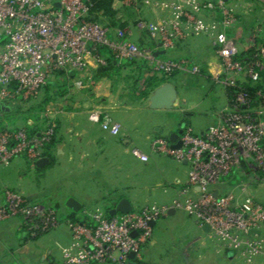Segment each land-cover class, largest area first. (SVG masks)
Here are the masks:
<instances>
[{"label":"built area","instance_id":"1","mask_svg":"<svg viewBox=\"0 0 264 264\" xmlns=\"http://www.w3.org/2000/svg\"><path fill=\"white\" fill-rule=\"evenodd\" d=\"M125 6L167 10L170 17L135 19L134 27L145 30L153 41L173 49L191 37L207 36L219 64L212 73L215 82L236 86L244 80L255 83L264 71L263 28L256 25L247 34L245 50L230 30L243 14L254 10L252 0H113L112 7ZM118 6V7H119ZM95 0H0V103L36 98L56 71L84 72L90 54L99 47L110 48L122 59H145L155 72L168 77L173 72L201 74L202 67L188 58L160 59L156 48L141 46L131 38L132 29L103 22ZM253 50L252 58H240ZM101 61H103L101 59ZM82 87L81 80L75 81ZM264 101V94L258 92ZM248 93H239L233 104L224 106L219 121L196 132L186 125L182 145L156 136L152 149L173 156L189 166L187 182L172 205L157 203L110 216L102 209H83V217L69 216L65 222L71 242L64 247L59 264H128L130 253L141 258V249L154 237V225L179 208L209 226V234L247 264L264 256V202L256 200L242 184V195L220 191L234 168H241L249 180H264V102L254 104ZM40 128L30 133L25 127H0V165L23 157L31 166L46 155L47 146L57 136L49 110ZM91 122L111 135L122 132V124L99 108L88 110ZM133 154L142 161L149 155L139 148ZM21 218L29 238H37L60 224L58 211L12 189H4L0 201V222Z\"/></svg>","mask_w":264,"mask_h":264},{"label":"crops","instance_id":"2","mask_svg":"<svg viewBox=\"0 0 264 264\" xmlns=\"http://www.w3.org/2000/svg\"><path fill=\"white\" fill-rule=\"evenodd\" d=\"M252 1L254 3V10L243 14L240 24L230 30V34L237 38L240 50H245L247 34L258 24L262 25V39L264 40V0ZM136 13L138 14L137 17L145 19H147V16H150V21L171 16L167 10H155L146 7H140ZM106 17L107 15H104L102 20H106ZM145 32L147 34L146 37L141 34L139 43L141 46L156 48L154 50L155 55L160 59L188 58L209 73H213L219 64L207 36L202 35L198 38H192L179 43L173 49H165L157 45L149 33ZM154 75L158 77L162 76L152 70L148 63L145 64L144 68H139L137 65L120 66L116 63H108L104 56L90 54L89 66L86 71H56L50 76H55L57 78L56 81H68L73 84H75L76 80H81L82 87L75 86L76 88H73L72 92L64 96L57 93L56 96H53L54 100H51L47 105V110H49L50 116L57 128L56 142L49 151L50 156L48 157L51 160L49 165L60 160L61 163L64 162L69 172L85 173V171H88V173H98L103 178L106 176V178H102L104 188L100 187L97 193L88 194L79 192L66 198L64 205L71 210L67 213V217L74 212L66 204L69 197H74L82 204L80 212H74V216L76 217H83L82 211L88 208L86 206L102 209L101 205L112 206L113 202H118L121 198H128L133 209H139L151 204H141L136 199L134 193L126 194L130 186L127 183H119L117 174L122 167L121 162L116 157L119 155L122 146H127L132 142L124 110L132 106L130 102L139 100L136 94L122 91L127 80L125 78L127 76H130V78L136 76L140 80L146 81ZM206 78L204 77L203 79ZM168 81L176 85L174 81ZM213 82L221 88L214 95L213 103L215 104L206 108L202 112V116L198 115L199 117L195 115V111L185 108L175 109L174 111H178L179 113L174 115L172 122L166 123V126H169V135L172 132L179 131L178 127L182 121H185L186 125L192 126L196 132H201L209 125L219 121L220 111L228 104V100L225 87L214 80ZM161 84L163 83L159 85ZM11 103L18 105L21 101L18 100ZM91 107H99L109 112L115 120L122 124L121 134L111 135L102 130L100 125L91 122L88 116V110ZM188 110V117L184 119L182 115ZM17 114L16 112L2 113L0 114V122L3 125L11 127H25V125L20 126L19 121L16 120L20 116ZM11 116L15 120H12ZM41 121V119L33 120L30 118L27 123L33 127L38 126L37 128L39 129L42 124ZM169 135H166L163 128L158 126L152 138L167 136L169 140ZM47 166L39 167V169ZM33 167L37 168L38 166L35 165ZM189 169L190 166L186 162H182L181 166H178L177 175H175L174 180L170 183L171 194L164 197L160 205H172L179 189L187 182ZM263 181H250L249 175L245 171L241 168H234L229 176L217 187L220 191H231L242 195L244 193L241 188L243 183L248 182L246 191L251 193L255 188L253 186L259 185ZM7 187L11 188L7 185L2 188L0 187V201L4 200V189ZM49 206L54 207L52 205ZM55 209L57 210V208ZM104 211L108 213V207ZM158 222L161 226L164 224V226H170L171 240L161 239L156 234L152 241L142 250L141 258H135L134 261L137 264H241V260L243 264H247L236 252L225 248L221 242L212 238L209 234V228L200 224L199 219L195 215H189L179 208H170L168 215L154 224V229ZM67 235L69 239L61 247L60 258L54 256L52 249H48L47 254L42 253L40 260H37L38 248L31 249L30 244L33 241H38L41 235L38 236L39 238L31 240L22 227L21 218L19 217H11L1 221L0 264H59L62 260L64 247L71 242L69 228L67 229ZM255 264H264V256H259Z\"/></svg>","mask_w":264,"mask_h":264},{"label":"rangeland","instance_id":"3","mask_svg":"<svg viewBox=\"0 0 264 264\" xmlns=\"http://www.w3.org/2000/svg\"><path fill=\"white\" fill-rule=\"evenodd\" d=\"M118 6L117 4V9L113 8L116 14L114 16H107L106 20L110 24L119 25L123 28L129 26L133 31L131 34L132 39L139 44L140 35L142 34L146 37L147 34L145 30H137L134 27L138 14L129 7ZM150 18V16H147V20ZM106 20H103V22L106 23ZM198 37H191L190 39ZM205 72V74L201 75L188 72H180L177 74V80H174V83H176L178 88L179 98L176 102V107L171 110L152 109L149 105L147 106L154 87L148 86L146 81L140 80L136 76L133 78L127 76L125 78L127 80L122 91L136 94L139 100L130 102L132 106L124 110L126 124L128 131L131 133L132 142L127 146H122L119 155L116 157L121 162L122 167L117 176L119 183H127L130 186V192L126 191V194L134 193L136 199L141 204H162V199L171 194L170 183L174 180L175 175H177L178 166L182 164L181 161L173 156L159 153L152 149L151 143L154 139L152 136L155 129L161 126L164 133L169 135V126H166V123L169 121L172 122L174 115L179 113L178 111H174L175 109H189L195 111V115L202 116V112L206 108L215 104L213 103L214 95L221 88L213 82L212 73ZM204 77L207 78L203 79ZM56 80L57 78L55 76L49 77L47 83L43 86L36 98L18 104L20 113L16 114L20 116L16 120L19 121L20 126L24 125L25 116L31 117L34 120L35 116L40 114L37 120L41 119L44 121V113L47 111V105L50 101L54 100L53 96H56L57 93L58 95L64 96L72 92L73 88H76L72 82ZM189 110L183 113L182 116L184 119L188 117ZM11 117L12 120H15L13 116ZM163 137L167 138V136ZM135 147L147 153L149 160L145 162L136 157L133 154ZM18 158H15L8 166L0 165V187L2 188L7 185L28 198L44 205L57 207L60 224L42 234L38 241L31 242L30 248H38L37 260H40L42 253L47 254L48 249H52L54 256L60 258L61 247L69 239L67 235L68 226L65 219L67 213L71 210L64 205L66 198L79 192L88 194L97 193L100 187L104 188L103 179L106 176L103 178L98 173H88V171H85V173L76 171L73 173L69 172L64 162L61 163L60 160L43 169H39L31 166L23 157ZM253 187L255 188L250 194L256 200L264 202V181ZM229 188L231 189V187ZM86 207L90 210L95 209L92 206ZM101 207L104 210L109 205L104 206L103 204ZM163 218H160L159 221ZM164 225L161 226L158 222L154 229V237L157 234L161 239L169 241L171 240V229L170 226ZM35 239L37 238H32L31 240ZM144 247H142L141 253ZM240 263L243 264V261L241 260Z\"/></svg>","mask_w":264,"mask_h":264},{"label":"trees","instance_id":"4","mask_svg":"<svg viewBox=\"0 0 264 264\" xmlns=\"http://www.w3.org/2000/svg\"><path fill=\"white\" fill-rule=\"evenodd\" d=\"M112 1L113 0H95V8L97 9V11H103V13L107 16H114L116 14V11L113 9L112 7ZM139 45H141L139 43ZM97 55L100 56H104L106 58V60L108 61V63H116L119 64L120 66H133V65H137L139 68H144L145 64L147 63L145 59H118L114 56L112 50L106 46L103 47H99L97 49ZM253 56V50H246V51H242L239 54L240 58H252ZM59 72V71H58ZM180 73V71H176L173 72L170 76L165 77V76H152L150 78H148L146 80V84L148 86H153L156 87L157 85H159L160 83H164L168 80H172V81H176L177 80V74ZM206 72L202 69V73L201 74H205ZM201 74H197V75H201ZM225 87V91H226V95H227V100L229 104H233L235 101L236 96L243 92V93H248L252 100L255 102L254 104L258 105L260 103H263L264 101L262 100V98L259 96L258 92H261L264 94V71L261 73V78L259 81L253 83L250 80H244L240 83H238L236 86H224ZM19 106L17 104L14 103H0V114L4 113H11V112H16L19 113ZM40 111V110H39ZM40 113V112H38ZM40 114H37V116H35V120H37L39 118ZM31 117H27L25 116V120H24V125L25 128L30 132V133H35L38 131V126H31V124H28L27 121L30 119ZM4 126L2 122H0V127ZM17 128V127H15ZM56 142V137L52 140V142L47 146V150H46V155L50 156V148L55 144ZM39 168V167H37ZM53 208H57V207H53ZM109 214V213H108ZM75 213L72 212V214H70V216H74ZM108 264H115V263H108Z\"/></svg>","mask_w":264,"mask_h":264},{"label":"water","instance_id":"5","mask_svg":"<svg viewBox=\"0 0 264 264\" xmlns=\"http://www.w3.org/2000/svg\"><path fill=\"white\" fill-rule=\"evenodd\" d=\"M179 98V91L176 85L172 82H164L163 84L157 86L152 94L149 97V106L152 109H174L176 106V102ZM1 103H10V102H1ZM186 123L183 124L185 126ZM183 129L179 131L172 132L169 135V140L172 142L175 148H179L182 145L181 136L183 134ZM51 162L48 156H44L39 159L36 163L38 167H44L49 165ZM67 206L71 208L74 212H79L82 209V204L75 199L74 197H69L67 202ZM133 209V206L128 198H121L118 202H113L112 206L108 207V213L110 216H114L118 213H127ZM155 222H152L154 225ZM207 228L209 226L205 224ZM136 253H130V260L128 264H137L135 262Z\"/></svg>","mask_w":264,"mask_h":264},{"label":"flooded vegetation","instance_id":"6","mask_svg":"<svg viewBox=\"0 0 264 264\" xmlns=\"http://www.w3.org/2000/svg\"><path fill=\"white\" fill-rule=\"evenodd\" d=\"M184 123H186L185 121H182L180 124H179V127H178V130H180V129H183L184 130V128H185V126H183V124Z\"/></svg>","mask_w":264,"mask_h":264}]
</instances>
